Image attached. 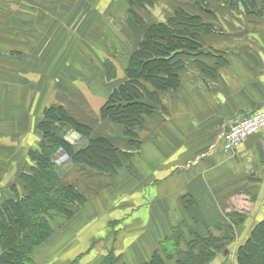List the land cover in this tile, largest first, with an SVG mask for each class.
Wrapping results in <instances>:
<instances>
[{
  "label": "crops",
  "instance_id": "1",
  "mask_svg": "<svg viewBox=\"0 0 264 264\" xmlns=\"http://www.w3.org/2000/svg\"><path fill=\"white\" fill-rule=\"evenodd\" d=\"M161 1L156 11L161 18L153 23L169 16ZM217 6L225 16L226 8ZM128 7L129 0H0V71L6 72L8 91L0 95L1 146L28 148L39 142L37 125L44 108L59 104L91 125L95 136L116 135V143L129 149L121 129L100 118L148 27L138 24ZM235 18L258 20L256 14ZM203 40L207 53L185 59L180 87L160 94L161 106L140 130L141 146L130 172L104 175L71 162L64 180L76 185L87 201L42 245L35 264H74L80 253H89L96 244L111 246L113 240L128 243L119 264H141L175 227L201 233L211 226L236 227L228 216L236 211L245 215L237 228L243 239L264 220V130L229 151L221 139L228 122L264 107V24L260 29H226ZM47 55H56L50 67ZM36 63L40 71L57 67L53 79L40 74L33 80ZM109 67L113 70L108 72ZM22 156L3 180L14 175L17 165L32 163ZM116 220L119 229L127 230L119 237L110 234ZM99 229L102 236L91 244ZM234 254L226 260L232 257L235 264ZM96 257L89 255L82 264H97Z\"/></svg>",
  "mask_w": 264,
  "mask_h": 264
},
{
  "label": "trees",
  "instance_id": "2",
  "mask_svg": "<svg viewBox=\"0 0 264 264\" xmlns=\"http://www.w3.org/2000/svg\"><path fill=\"white\" fill-rule=\"evenodd\" d=\"M155 1L129 0L128 13L141 24L143 19L135 7L149 8ZM194 2L200 9L213 13L203 0ZM229 2L221 0L220 4L246 15H258L255 10L262 7L256 0ZM221 33L223 30L216 28L214 22L183 7H176L164 22L148 25L143 39L129 57L125 79L111 90L100 110V118L119 127L120 135L127 139L131 149L121 148L116 143V135L95 136L94 128L76 119L64 105L44 108L37 125L41 134L40 149L30 151L35 164L20 175L26 193L20 194L19 188L14 187L17 198L0 203V264H33L34 251L55 233L57 226H53V214L68 220L87 201L86 195L58 172L55 153L62 149L74 165L82 164L104 175H117L124 167L131 168L133 157L141 146L140 130L148 125L161 106L160 94L180 87V71L187 65L185 59L207 53L203 36ZM112 70L113 67L107 68L108 72ZM69 131L85 138L86 144L75 147L66 137ZM228 216L238 226L245 215L234 211ZM180 228L175 229L179 236L173 233L170 240L179 243L182 239ZM193 235L195 239H187V250L178 251V258L172 264H209L233 240L235 231L230 237ZM236 256L237 264H264V220L256 224L247 241L238 247ZM114 259L110 263L109 258L107 264H114ZM141 264L169 263L157 250Z\"/></svg>",
  "mask_w": 264,
  "mask_h": 264
},
{
  "label": "rangeland",
  "instance_id": "3",
  "mask_svg": "<svg viewBox=\"0 0 264 264\" xmlns=\"http://www.w3.org/2000/svg\"><path fill=\"white\" fill-rule=\"evenodd\" d=\"M173 2L167 1L165 0V4L168 6L167 8L164 7V9L166 10V13H168L169 15L173 14L174 10L176 9V7H183L188 11H191L192 13L195 14H199L201 15L205 20H208L210 22H214V25L216 26V28L222 30H226V29H240V30H244V29H260L263 27L264 24V0H256L258 5H261L262 7H258L256 8L255 11H257V16H258V20L253 23H247L248 21H244V20H237L235 17L237 15H240L241 13L239 11H232L231 9L226 8L225 10V16L221 17L218 13H220L217 9H219L220 7H218L217 5H220L219 3H221V0H203L204 3H206V8L209 9V11H212L213 13L210 14L208 12H206L204 9L202 10V8L200 9V7H198L195 4V0H172ZM168 2L171 4L169 5ZM227 3H230L229 0H227ZM157 4H159V6H156ZM163 2L161 0H157L156 3L154 4L155 7H149V8H139V7H135L137 13L142 17L143 19V23L149 25L150 23L153 24L154 21H158L161 16H157V12L158 9L160 8V5L162 6ZM155 13V14H154ZM244 14V13H243ZM222 18V19H221ZM225 18V19H224ZM142 23V24H143ZM139 24V23H138ZM151 25V24H150ZM147 26H145L146 29ZM115 53V54H114ZM113 54L116 56L117 53L114 52ZM112 54V55H113ZM55 57L56 55H47V63L48 66H52V64H54L55 61ZM34 65L38 66L39 64H33L32 67V79H40L39 76L40 74L44 75H48V77L45 79H49V81L51 79H53V74L56 71V68H48L47 71H40L38 69H36L34 67ZM1 72V76H0V95H7L8 91H7V87L5 84H7V78H6V72L4 71H0ZM3 103L1 102V105ZM44 111V110H43ZM43 115V113H42ZM42 117V116H41ZM40 117V119H41ZM7 119V117H5ZM0 122L3 119L2 113L0 112ZM72 131L68 132V135H66V137L71 140L75 145V147H82L86 144L87 140L85 138H79V135L74 133ZM73 136L75 138H77L76 140H74ZM41 139V138H40ZM7 145V144H6ZM18 145V143H17ZM9 147H5V146H1V142H0V157L3 158L4 160L0 163V203H4L5 199H9V198H13L16 199L17 195L14 191V187L17 189L19 188L20 190V194H25L26 191L24 189V184L20 181V175L25 172V171H29L31 170V166L33 164H35V162L29 164L28 162L25 163V165H17L15 167V172L13 173L14 175L12 177H10L9 180H3V178L5 179L6 175L9 174V169L11 171V169H13L12 163L15 161H19L21 163V160H19L23 154L25 155V157H29L30 158V151L31 150H36L40 147V141L35 143L33 146L28 147V148H15L14 149V144H10L7 145ZM129 146V145H128ZM130 148V147H129ZM40 149V148H39ZM128 149V148H125ZM131 149V148H130ZM137 154V151L133 157V161L135 160V156ZM67 153L61 150H58L55 155H54V160L55 162H57V164L59 165V173L60 174H65V172H67L71 166V160L69 158V156L67 157ZM31 159V158H30ZM67 163V164H66ZM16 164V163H15ZM75 167V165H74ZM133 166L130 167H124L121 170V173L123 171H128L130 172ZM71 183V182H69ZM79 184H84V182L80 183V180L78 181ZM73 184V183H72ZM86 184V187L89 188L88 184ZM79 189V188H78ZM80 190V189H79ZM81 191V190H80ZM82 192V191H81ZM83 193V192H82ZM233 212V211H231ZM244 214V213H242ZM57 221V223L54 224V221ZM72 220V218L66 220L64 217H62V215H56L53 214V226H57L55 233L58 232L59 230V226H65L66 223L70 222ZM102 226V225H101ZM111 226H112V232H110L111 235H115L116 237H119L121 235V232L126 233L127 230L126 228H122L119 229L120 226V222L118 220L116 221H111ZM181 227V228H180ZM213 227L212 229H207V231H203L202 233L199 231H195L192 229L185 230V226H179V227H175L172 234L170 236H168L167 238H165L164 240L160 241L159 246L156 248L155 251L159 250L160 253L162 254L163 257H165V259L167 260V262L169 264L175 263L176 258H178V251L180 250H187V239L193 238L196 232L199 236L201 237H205V236H211V234L215 237H227V236H231L233 231H235V235L233 240H231L226 247L224 248L225 250H228V254L224 255V249L220 252L219 255H217V257H215V259L213 261H211L209 264H234V260L232 261V257L230 258V260H226V257L231 254V253H237L238 247L242 244H244L248 237L251 235L252 231L250 232L249 236L246 235L245 238H241L237 235V228L233 227L232 229H230L229 227H219V226H211ZM176 228H180L181 232H182V239L179 241V243H177L176 241H172L170 240L171 237H173V233H175L176 236H179L176 234L175 229ZM100 231L97 232L95 234V236H93L92 241H90V243L92 244L94 242L95 237H100L102 236L101 233H103V230L99 229ZM239 231V230H238ZM194 232V233H193ZM54 233V234H55ZM193 233V234H192ZM207 233V234H206ZM53 234V235H54ZM248 234V232H247ZM125 237H129V235H126ZM195 239V237L191 240L193 241ZM128 243L124 244V245H120V243H118V240H113V244L111 246H103L102 244H96L94 247H90V249H92L89 253H80L81 257L79 260V262L77 261L75 264H82L85 262V260H87L89 255H97V259L100 260V262H98L97 264H103L104 260H105V264H107L108 259L110 258V263L111 261L114 259V264H119V261L124 260V252L127 249ZM43 246L38 247L34 253L32 254L33 256V260L35 261V259H37L38 261H40V257L41 254L43 253ZM42 248V249H41ZM54 247L51 246L50 249H53ZM88 247L83 248L82 252L86 251ZM200 250L197 249L196 251L198 252ZM47 252L45 253L46 256ZM198 254V253H197ZM236 255V254H234ZM82 258L84 259L83 262H81ZM35 264V262L33 263ZM237 264V263H235Z\"/></svg>",
  "mask_w": 264,
  "mask_h": 264
},
{
  "label": "built area",
  "instance_id": "4",
  "mask_svg": "<svg viewBox=\"0 0 264 264\" xmlns=\"http://www.w3.org/2000/svg\"><path fill=\"white\" fill-rule=\"evenodd\" d=\"M264 130V107L228 122L221 131L226 151L235 149L250 136Z\"/></svg>",
  "mask_w": 264,
  "mask_h": 264
},
{
  "label": "water",
  "instance_id": "5",
  "mask_svg": "<svg viewBox=\"0 0 264 264\" xmlns=\"http://www.w3.org/2000/svg\"><path fill=\"white\" fill-rule=\"evenodd\" d=\"M228 252H229L228 250H225V252H224V255H227V254H228Z\"/></svg>",
  "mask_w": 264,
  "mask_h": 264
}]
</instances>
